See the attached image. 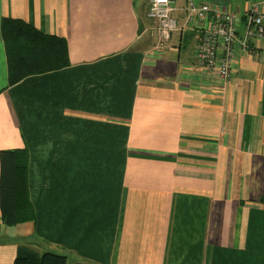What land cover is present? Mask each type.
Returning a JSON list of instances; mask_svg holds the SVG:
<instances>
[{"label":"crops","instance_id":"0c3cea01","mask_svg":"<svg viewBox=\"0 0 264 264\" xmlns=\"http://www.w3.org/2000/svg\"><path fill=\"white\" fill-rule=\"evenodd\" d=\"M173 1L163 40L150 0H0V154L28 149L37 215L0 212V264L20 246L68 264H264V49L236 45L216 83L197 58L210 22ZM204 4L236 13L240 37L264 10ZM7 17L65 38L72 65L8 87Z\"/></svg>","mask_w":264,"mask_h":264},{"label":"trees","instance_id":"16d2710c","mask_svg":"<svg viewBox=\"0 0 264 264\" xmlns=\"http://www.w3.org/2000/svg\"><path fill=\"white\" fill-rule=\"evenodd\" d=\"M8 61V87L29 77L59 71L72 65L68 41L47 35L29 23L4 18L1 23ZM28 149L5 150L0 154V212L6 226L37 220L30 198ZM15 264H68L65 255L44 253L20 246Z\"/></svg>","mask_w":264,"mask_h":264},{"label":"built area","instance_id":"2783aa9c","mask_svg":"<svg viewBox=\"0 0 264 264\" xmlns=\"http://www.w3.org/2000/svg\"><path fill=\"white\" fill-rule=\"evenodd\" d=\"M188 1L191 4L189 11L195 14L198 21L210 22L204 31L202 42L197 47L198 61L215 81L227 84L233 74L236 45L248 51L253 43L259 42L264 49V10L259 4L250 8L247 31L240 37L236 13L223 12L208 4L196 7V0ZM174 9L173 0H150L147 15L150 19L158 20L160 37L163 40L170 39L172 33L178 29L177 21L171 16Z\"/></svg>","mask_w":264,"mask_h":264},{"label":"rangeland","instance_id":"374dc122","mask_svg":"<svg viewBox=\"0 0 264 264\" xmlns=\"http://www.w3.org/2000/svg\"><path fill=\"white\" fill-rule=\"evenodd\" d=\"M216 83H218V84H223V83H221V82H219V81H217V80H216Z\"/></svg>","mask_w":264,"mask_h":264}]
</instances>
